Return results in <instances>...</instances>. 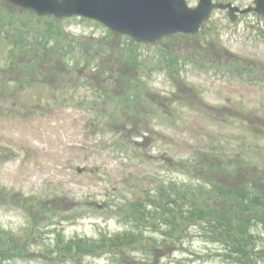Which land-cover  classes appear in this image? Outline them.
Returning <instances> with one entry per match:
<instances>
[{"label":"rangeland","instance_id":"obj_1","mask_svg":"<svg viewBox=\"0 0 264 264\" xmlns=\"http://www.w3.org/2000/svg\"><path fill=\"white\" fill-rule=\"evenodd\" d=\"M261 196L258 15L233 24L218 10L199 33L136 43L0 0L3 264H245L211 210L257 259L264 226L241 201ZM82 239L92 251L57 253Z\"/></svg>","mask_w":264,"mask_h":264},{"label":"water","instance_id":"obj_2","mask_svg":"<svg viewBox=\"0 0 264 264\" xmlns=\"http://www.w3.org/2000/svg\"><path fill=\"white\" fill-rule=\"evenodd\" d=\"M32 8L39 14L52 13L57 17L81 15L95 19L107 28L127 34L136 41H156L175 33H195L202 23L210 20L214 7H237L230 4L201 0L189 8L184 0H9ZM256 10L264 14V0H255Z\"/></svg>","mask_w":264,"mask_h":264},{"label":"trees","instance_id":"obj_3","mask_svg":"<svg viewBox=\"0 0 264 264\" xmlns=\"http://www.w3.org/2000/svg\"><path fill=\"white\" fill-rule=\"evenodd\" d=\"M217 189L220 191L219 195H223V196H229V197H233L235 194H231L230 192L228 193L227 190H229L228 188L225 187H218L216 186ZM235 197L237 198V196L235 195ZM237 201L239 199H236ZM243 205H246V209H248L249 211H254L251 214V218L246 220L247 222L254 223V225L256 223H260L261 225L264 226V197H255V199H251L248 198L247 200L241 201ZM240 203V202H239ZM241 205V204H240ZM242 207V205H241ZM215 210L212 209L211 210V214L216 216V220H218V222L221 225V229L224 233V236L226 235L228 238H225V244L223 243V245H225L226 249L229 251L228 253L231 252V255L233 256V259L240 263H245V264H260V258L264 255V248L260 249L259 252L260 254H258L257 259H254L251 257V252L246 251L247 245L245 240L241 241L238 239H235L234 236H232L233 231L230 226V220L228 221L226 218L219 216L216 212L215 214ZM244 220V222H245ZM246 225V224H245ZM218 234H216L217 237ZM111 241H114L111 239ZM134 242V240L132 241V243ZM13 248L17 249V251L19 252L20 255L24 254L26 252L27 249V243H20L17 241H13ZM25 244V245H24ZM72 245V246H71ZM58 246V245H56ZM86 254L88 251H92L93 247H91L89 245V243L85 240H81V243H79L78 241H74L71 242L70 245L64 246L63 248L60 246L59 244V250L57 251V253L61 256H65L69 259H74V254ZM256 253V252H255ZM9 256L10 254L8 253V249H2L0 251V264H3L5 261L9 260ZM77 256V255H76ZM260 262V263H259ZM262 264V263H261Z\"/></svg>","mask_w":264,"mask_h":264},{"label":"flooded vegetation","instance_id":"obj_4","mask_svg":"<svg viewBox=\"0 0 264 264\" xmlns=\"http://www.w3.org/2000/svg\"><path fill=\"white\" fill-rule=\"evenodd\" d=\"M186 1H187V3L189 4L190 7H193L194 8V7H196L198 5V3H199L200 0H195V2H191V0H186ZM214 1L219 2L218 0H214ZM225 2H231V3L235 4V2L232 1V0H228V1H225ZM249 6H252V4L249 5ZM241 8H244V7H241ZM216 11H218V10H214L213 11V14H215ZM220 11H222L223 13H225L227 15V11H228L227 9H221ZM250 13L253 14V13H256V12L253 11V10H251L249 12V14ZM246 15H248V14H240L239 17H238L237 23L240 22V21H242ZM212 21H213V19H212ZM205 25H207V24H204L202 27H204ZM189 35H191V34H189Z\"/></svg>","mask_w":264,"mask_h":264}]
</instances>
